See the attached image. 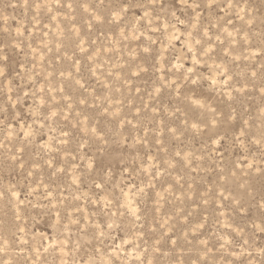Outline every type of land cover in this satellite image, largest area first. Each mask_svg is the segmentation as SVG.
<instances>
[{
  "label": "rangeland",
  "instance_id": "1",
  "mask_svg": "<svg viewBox=\"0 0 264 264\" xmlns=\"http://www.w3.org/2000/svg\"><path fill=\"white\" fill-rule=\"evenodd\" d=\"M0 264H264V0H0Z\"/></svg>",
  "mask_w": 264,
  "mask_h": 264
}]
</instances>
